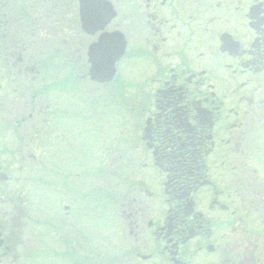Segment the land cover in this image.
<instances>
[{"label":"flooded vegetation","instance_id":"obj_1","mask_svg":"<svg viewBox=\"0 0 264 264\" xmlns=\"http://www.w3.org/2000/svg\"><path fill=\"white\" fill-rule=\"evenodd\" d=\"M124 9L127 25L108 31L126 36L129 73L144 69L138 84L127 79L129 116L114 121L95 168L114 179L113 227L101 233L97 203L89 237L87 214L66 196L67 264H264V0H127ZM136 42L143 50L130 52ZM103 237L115 248L108 260Z\"/></svg>","mask_w":264,"mask_h":264},{"label":"rangeland","instance_id":"obj_2","mask_svg":"<svg viewBox=\"0 0 264 264\" xmlns=\"http://www.w3.org/2000/svg\"><path fill=\"white\" fill-rule=\"evenodd\" d=\"M115 2H119L124 10V0H115ZM77 7V4L73 5V12H68L67 5H65V12L60 14H67L68 25L71 24V21L73 25H75V23L78 25L79 18ZM27 8L32 9L29 12L37 21V25H39L38 29L40 30V37L35 39L33 43H41V41L44 42V40H49L50 37L47 36V34H50L51 29L55 28L63 31L67 38L65 39L66 41L71 44L73 43L72 47L56 44L52 51L48 52V55H50L61 50L69 53V57L72 56L69 60L72 62L66 69L59 70L58 74L60 73L61 75L57 76V79L54 80L59 82L63 79L65 80L71 71H74L78 77L87 74L86 72L89 68L87 50L88 46L95 42V39L82 35L81 39L83 42H78L71 36L74 30L73 27L67 29L68 25L66 23H64V26H60L50 22L49 18L46 17L41 10H38L36 6L32 5L31 1L27 5ZM63 18L64 17L60 20H63ZM120 22L127 25L125 17H122ZM42 31L48 32L44 33V38ZM140 32V30H136L134 34V39L136 41L142 40L145 36V34ZM68 42L66 43L68 44ZM131 44L135 43L131 40ZM131 48V51L143 50L144 44L136 42V45ZM39 54V51L37 52L34 50L32 55H30L32 56L33 63L37 61ZM60 55L62 56V52ZM61 58L65 59L66 57L64 55V57ZM63 63H65V60L62 61V64ZM125 66H127V63L119 68V78L112 84V87H98V85L90 82L89 78L85 80H72L70 78L72 80L70 86L65 85L63 91L61 88H51L49 90L50 92L48 91L51 97L43 96L38 98L41 101L40 105H43L44 112L46 113V116H42L40 119V124L44 128L40 134L41 136H39V139L34 143H32L29 137L31 133L30 125L21 128L20 135L25 137L26 147V149H22V151L26 153L19 152L16 154V150H19L18 148L20 147L18 146L19 144L16 137L12 138L9 134L4 140H0V152L7 151L5 155L3 152L0 154V166L2 170L4 169V173L19 179V184L10 182L7 185L11 187L10 192L20 201V207L24 212V215L21 217L16 215L12 219L10 216L11 205L5 206L6 216L12 221V228L17 227L18 224L15 238L18 245L15 246L13 252L3 260L4 264H12L14 261L15 263L13 264H67L64 257L66 253V245L64 244L65 236L63 229H61V222L63 221L62 217L65 213L64 197L65 195L69 197L71 193L64 190V184L62 185V174L69 173L73 175L72 183L75 189L72 188L71 190L73 195H77L79 199L84 196L93 197L94 191L98 189H102V191L105 192L107 189L109 190V185H111L110 182L114 184V179H111L108 175L98 179V174H92L93 168L89 167L90 164L95 163L92 158L88 156H86V160H83V158L77 160V158L80 153H82V155L84 153L88 155V152H91L90 155H97L98 158H102L104 155L107 156L108 151H106L105 146L110 147L109 142L112 135L111 133L116 130L115 126L111 123L112 118L114 117V120L121 121L123 126H125L129 112L125 107H119L116 103V99H118L121 105L124 102L123 106H126V94L123 96L118 94V97L116 96L111 99L109 93L113 92V88L121 90L119 87L120 81L124 86L125 81L130 79L129 77H131V75L133 79L140 77L144 69L143 66L136 65L129 73ZM52 82L53 81H47L46 84L51 85ZM133 83L137 84L134 80ZM37 88L43 89L44 86H38ZM40 95L41 94H38L37 97H40ZM119 108H121L122 111H120ZM29 113H31V108L27 110L26 116H28ZM37 114L38 110L35 115ZM54 119H56V123ZM86 119H89V121L85 124H81V122L83 120L86 121ZM45 120H47L46 124ZM122 124H118L119 131H121ZM52 132H54V134ZM100 132H102V135ZM123 132H125V130H123ZM64 134L68 139V143L63 140ZM92 134L101 136V143L96 144L103 145V151H97L94 145H92L91 148L89 146L84 147L86 150L82 149L80 138L93 140ZM47 136H49V140L46 139ZM66 144L68 145L67 152L69 155L78 154L76 156V161L81 163L80 167L77 166L70 170L67 169L68 160L65 159L63 154ZM22 156L26 158L21 160ZM105 169H108V167H104L102 171ZM85 172L87 175L84 174ZM76 174H82V178H75ZM88 174L91 176H88ZM42 178L45 179V182H41ZM78 194H80V196ZM106 194V198H108V192ZM85 205L87 206V203ZM106 206L107 208L103 207L98 209L102 214H106L105 217L102 216L101 230L104 232H101L102 234L109 233L113 227L112 223L114 222V219L110 218L115 211V207H110L109 201ZM78 211L77 209L76 213ZM94 211H96V209ZM85 213L96 216L93 211L90 213L85 210ZM106 217L110 218L106 219ZM87 220L90 221V223H87ZM87 220L85 225L89 227L90 230L86 229V233L89 234L90 237V234H94L93 227L95 221L92 218ZM53 221L57 230H55L54 227L53 230H49L52 227L51 222ZM11 225L8 224L10 227ZM100 243L101 248H98V250H101L100 259H110V256L114 253L113 249L115 248L109 241L105 240L104 237ZM51 254L53 256H51ZM96 254L98 255L99 253L90 251L89 247L84 253V257L87 259L89 258L93 262L97 259ZM15 258L17 260H14ZM87 264L90 263L88 262ZM93 264H95V262Z\"/></svg>","mask_w":264,"mask_h":264},{"label":"water","instance_id":"obj_3","mask_svg":"<svg viewBox=\"0 0 264 264\" xmlns=\"http://www.w3.org/2000/svg\"><path fill=\"white\" fill-rule=\"evenodd\" d=\"M81 5L82 22L88 32L104 30L115 17L112 5L105 0H81ZM126 46V41L119 34L102 35L99 43L92 46L89 52L93 81L106 83L115 77L116 64L124 56ZM3 179L6 180L7 176L4 175Z\"/></svg>","mask_w":264,"mask_h":264},{"label":"trees","instance_id":"obj_4","mask_svg":"<svg viewBox=\"0 0 264 264\" xmlns=\"http://www.w3.org/2000/svg\"><path fill=\"white\" fill-rule=\"evenodd\" d=\"M3 51L1 50V46H0V68H2V66H3V64H4V62H6V60H4V59H6V58H4L3 56H5V55H3ZM4 61V62H3ZM56 62H57V57H52V58H49V59H43V60H39V61H37L36 62V66L38 67V68H40L42 71V73H41V75L39 76H36L38 79H40V78H43V82L45 81V78L44 77H42V75H44V76H46V74H45V71H46V69H44L46 66H48L49 67V64H51V66H53V67H57L58 65L56 64ZM47 64V65H46ZM11 67H13V66H11ZM2 77H4L5 79H7V80H11L13 77H14V75H12V74H9V73H5V74H0V81H2L1 80V78ZM47 80V79H46ZM12 85L14 86V85H16V84H18V86H26V85H28V84H30V83H32V81H30V80H28V79H26V81L25 80H23V79H21L20 80V82L19 81H17L16 79H14L12 82ZM20 90H22L21 88H20ZM10 108H12V110L14 109L12 106L10 107L9 106V104H8V100L6 99V98H4V99H1L0 98V119H1V117H3L4 115H6L7 117H9L10 116V113H8V111H9V109ZM18 109V108H17ZM14 111V110H13ZM19 114V113H18ZM18 114H15L14 116H18ZM18 121L19 120H17L16 119V124L18 123ZM9 121H6V123H8Z\"/></svg>","mask_w":264,"mask_h":264}]
</instances>
